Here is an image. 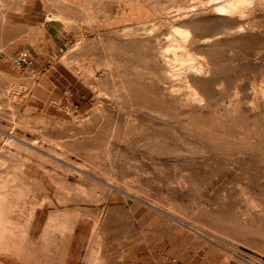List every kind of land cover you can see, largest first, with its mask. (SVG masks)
I'll use <instances>...</instances> for the list:
<instances>
[{
	"label": "rangeland",
	"instance_id": "1",
	"mask_svg": "<svg viewBox=\"0 0 264 264\" xmlns=\"http://www.w3.org/2000/svg\"><path fill=\"white\" fill-rule=\"evenodd\" d=\"M149 1L0 0V264H264V0Z\"/></svg>",
	"mask_w": 264,
	"mask_h": 264
},
{
	"label": "bare ground",
	"instance_id": "2",
	"mask_svg": "<svg viewBox=\"0 0 264 264\" xmlns=\"http://www.w3.org/2000/svg\"><path fill=\"white\" fill-rule=\"evenodd\" d=\"M96 1V0H95ZM147 1H149V0H147ZM154 1L155 0H153V3H154ZM169 1V0H168ZM173 1V0H172ZM181 1V0H180ZM179 0H177V2H180ZM217 1V0H216ZM220 1V0H219ZM241 1V0H240ZM242 1H245V0H242ZM123 2V1H122ZM137 2V1H136ZM150 2V1H149ZM160 2V1H159ZM164 2H167V1H164ZM164 2H162L163 4H164ZM175 2V1H174ZM181 2H184V1H181ZM211 2V1H210ZM215 2V1H214ZM124 3V2H123ZM133 3V2H132ZM138 3V2H137ZM151 3V2H150ZM152 3V4H153ZM202 3V2H201ZM200 3V4H201ZM238 0H224V1H222V2H220V3H213V6L214 5H217V4H220V6H218L219 8H218V10H229V11H232V10H234V7H236L237 8V6H239L238 4ZM244 3V2H243ZM247 3V2H246ZM245 3V4H246ZM249 3V2H248ZM66 4V3H65ZM128 4V3H127ZM163 4H161V5H163ZM181 4V3H180ZM208 4V3H207ZM237 4V5H236ZM240 4V3H239ZM252 4V3H251ZM131 5H133V4H131ZM131 5H129V6H131ZM140 5V4H139ZM151 5V4H150ZM171 5V4H170ZM176 5V4H175ZM174 5V6H175ZM145 6V5H144ZM165 6H167V5H165ZM184 6V5H183ZM182 6V7H183ZM212 6V7H213ZM241 6H243L242 4H241ZM136 7V6H135ZM141 7V6H140ZM164 7V6H163ZM162 7V8H163ZM169 7H171V6H169ZM169 7L167 8V9H169ZM186 7V6H185ZM240 7V6H239ZM247 7H249V6H247ZM147 8V7H146ZM154 8H155V6H154ZM177 8V7H176ZM214 8V7H213ZM217 8V7H216ZM216 8H214V9H216ZM130 9V8H129ZM161 9V8H160ZM178 9H181V10H183L182 8H178ZM189 9H192V8H190L189 7ZM241 9V8H240ZM249 9V8H248ZM247 8H246V11L248 10ZM92 10H93V8H92ZM131 10V9H130ZM144 9H142V11H143ZM146 10V9H145ZM145 10L143 11V13L141 12L140 14H138V16H140L141 18L142 17H144V18H146V17H148V15H146V13H144L145 12ZM161 10H163V9H161ZM177 10V9H176ZM181 10H179V11H181ZM187 11H188V9H186ZM237 10H238V8H237ZM140 11H141V9H140ZM139 11V12H140ZM159 11V10H158ZM164 11V10H163ZM165 11H166V9H165ZM164 11V12H165ZM175 11V10H174ZM183 11H185V10H183ZM183 11H182V13H183ZM190 11V10H189ZM239 11V10H238ZM241 11H244L245 12V8H244V10L243 9H241ZM134 12V11H133ZM133 12H131V13H133ZM178 12V11H177ZM192 12H193V10H192ZM227 12V11H226ZM225 12V13H226ZM233 12V11H232ZM237 11H235V13H236ZM122 13V12H121ZM126 13V12H125ZM124 12H123V14H125ZM129 13V15L131 14L130 12H128ZM136 13V12H135ZM150 13V12H149ZM176 13V12H175ZM191 13V12H190ZM216 13H219L220 14V12L219 11H217ZM223 13V12H222ZM228 13V12H227ZM226 13V14H227ZM239 13V12H238ZM155 14V13H154ZM179 14H181V13H179ZM187 14V13H186ZM229 14V13H228ZM231 14H233V13H230L229 15H231ZM237 14V13H236ZM242 14V13H241ZM248 15V13H244V17H246L245 15ZM228 15V16H229ZM234 15V14H233ZM240 15V14H239ZM126 16V15H125ZM132 16V15H131ZM134 16V15H133ZM137 16V15H136ZM184 16V15H183ZM242 16V15H241ZM249 16V15H248ZM150 17V16H149ZM237 17H238V15H237ZM243 17V16H242ZM241 17V18H242ZM144 18H142V19H144ZM152 18V17H151ZM184 18H186V16L184 17ZM106 19H108V18H106ZM118 19V18H117ZM122 19V18H121ZM133 19V18H132ZM138 19V18H137ZM183 19V17L182 16H176V17H174V20H173V22L172 23H177L178 21H181ZM114 20H116V19H114ZM126 20H128L127 18H126ZM147 18L144 20L145 22H146V24H144L142 27L141 26H139V25H135L134 27H129V28H126V29H124V36H122L123 37V39H127V40H135L138 36H140V33L138 32V30L139 29H148V28H150L149 27V24L151 23V22H149L148 24H147ZM233 20V19H232ZM105 21V20H104ZM135 21V20H134ZM163 21V20H162ZM244 21V20H243ZM247 21H248V19H247ZM171 23V22H170ZM229 23V22H228ZM234 23V22H233ZM152 25L154 24V23H151ZM164 24V23H163ZM169 24V23H168ZM230 24V23H229ZM246 24V23H245ZM142 25V24H141ZM172 25V24H171ZM174 25V24H173ZM227 25V24H226ZM151 26V25H150ZM235 26V25H234ZM153 27V26H152ZM172 27V26H171ZM170 27V28H171ZM179 26H177V28H178ZM240 27V26H239ZM174 28V27H173ZM172 28V29H173ZM231 28V27H230ZM151 29V28H150ZM172 29H170V30H172ZM176 29V28H175ZM174 29V30H175ZM179 29H180V27H179ZM183 29V28H182ZM181 29V30H182ZM187 29V28H186ZM185 29V31H186V33H187V30ZM237 29V28H236ZM230 30V29H229ZM228 30V31H229ZM241 30V29H240ZM243 30V29H242ZM115 31V30H114ZM173 31V30H172ZM226 31V30H225ZM238 31V30H237ZM141 32V31H140ZM188 32H190V34H191V31H188ZM230 33V32H229ZM143 34H145L144 36H149L150 34H151V30H149L147 33L145 32V33H143ZM181 34V33H180ZM189 33H187V35H188ZM236 34V33H235ZM118 35V34H117ZM171 35V34H170ZM193 35V34H192ZM195 35V34H194ZM217 35V34H216ZM219 35V34H218ZM175 36V35H174ZM173 36V37H174ZM189 36V35H188ZM152 37V36H151ZM171 37V36H170ZM172 37V38H173ZM190 37V36H189ZM217 37V36H216ZM117 38V37H116ZM163 38V37H162ZM182 38V37H181ZM181 38H179V39H181ZM187 38V37H186ZM198 38V37H197ZM175 41L177 40V38L175 39V38H173ZM206 39H207V37H206ZM205 39V40H206ZM149 40V39H148ZM148 40H146L145 42H147ZM169 40V39H168ZM174 40H173V42H174ZM184 40V39H183ZM183 40H182V42H183ZM187 40H188V38H187ZM190 40V39H189ZM204 40V39H203ZM164 41V40H163ZM172 41V40H171ZM185 41V40H184ZM196 41V40H195ZM180 42V41H179ZM186 42H188V41H186ZM211 42V41H210ZM163 43V42H162ZM171 43V42H170ZM175 43V42H174ZM178 43V42H177ZM183 44L184 43H181L180 45L183 47ZM170 45V44H169ZM173 45V44H172ZM174 45H176V44H174ZM185 45V44H184ZM158 46V45H157ZM178 46V45H177ZM176 46V47H177ZM179 47V46H178ZM185 47H186V45H185ZM188 47V46H187ZM190 47V46H189ZM165 48V47H164ZM164 48H162V50H164ZM166 49V48H165ZM174 49V48H173ZM169 50V49H168ZM182 50V49H181ZM192 50V49H191ZM191 50H190V53H188L190 56H191ZM152 51V50H151ZM165 51V50H164ZM186 51V50H185ZM188 51V50H187ZM159 52V51H158ZM163 52V51H162ZM161 52V54H163ZM165 53V52H164ZM167 53V52H166ZM176 53H178V52H176ZM180 53H181V51H180ZM182 54H184V53H182ZM185 54H186V52H185ZM193 54V53H192ZM153 55V54H152ZM178 56H179V54H177ZM194 55V54H193ZM154 56V55H153ZM183 56V55H182ZM181 56V57H182ZM185 56V55H184ZM190 56H189V58H190ZM167 57V56H166ZM175 57V56H174ZM186 57V56H185ZM168 58V57H167ZM172 58V57H171ZM177 58H179V57H177L176 56V59ZM188 58V59H189ZM185 59V58H184ZM180 60H182V59H180ZM187 60V59H186ZM190 60V59H189ZM193 60V59H192ZM175 61V60H174ZM192 62V61H191ZM171 63H173V62H171ZM190 63V62H189ZM99 64V63H98ZM191 64V63H190ZM165 65V64H164ZM200 65V64H199ZM172 66V65H171ZM189 66V65H188ZM192 66V65H191ZM195 66V65H194ZM201 66V65H200ZM204 66V65H203ZM118 68V67H117ZM169 68V67H168ZM120 69V68H119ZM134 69V68H133ZM197 69H199V67L197 68ZM201 69H202V67H201ZM201 69H200V71H201ZM167 70V69H166ZM116 71V70H115ZM145 71V70H144ZM181 71V70H180ZM103 72V71H102ZM101 73V72H100ZM103 74V73H102ZM149 74V73H148ZM178 74H179V72H178ZM93 75V74H92ZM120 75V74H119ZM182 76V75H181ZM153 77V76H152ZM140 78V77H139ZM121 79V78H120ZM118 80V79H117ZM120 83H122V82H120ZM152 83V82H151ZM187 84V83H186ZM132 88V87H131ZM191 92V91H190ZM195 92V91H194ZM193 93V92H192ZM193 95V94H192ZM162 96V95H161ZM197 98V97H196ZM181 101V100H180ZM156 111V110H155ZM50 141V140H49ZM33 143V142H32ZM50 143V142H49ZM62 145V144H61ZM40 146H42V145H40ZM55 146V145H54ZM66 147V146H65ZM71 147V146H70ZM41 149H42V147H40ZM50 149V148H49ZM47 150V149H46ZM68 150V149H67ZM90 150V149H89ZM40 151V150H39ZM48 151V150H47ZM51 151H53V150H50V153H51ZM73 151V150H72ZM55 152V151H54ZM43 153V152H42ZM56 153V152H55ZM44 154V153H43ZM39 155V154H38ZM47 155V154H46ZM63 155V154H62ZM61 155V156H62ZM65 155V154H64ZM56 156H58V155H56ZM42 159L43 158H45V157H41ZM29 161H30V159H29ZM47 161H48V159H47ZM34 162V161H33ZM48 163H50V162H48ZM69 167V166H68ZM46 168V167H45ZM80 172H81V170H80ZM49 173V172H48ZM44 185V184H43ZM2 186V185H1ZM46 190V189H45ZM47 191V190H46ZM48 197V196H47ZM45 199H46V197H45ZM51 201V200H50ZM57 203V202H56ZM13 225V224H12ZM10 231V230H9ZM11 233H12V231H11ZM24 233V232H23Z\"/></svg>",
	"mask_w": 264,
	"mask_h": 264
},
{
	"label": "crops",
	"instance_id": "3",
	"mask_svg": "<svg viewBox=\"0 0 264 264\" xmlns=\"http://www.w3.org/2000/svg\"><path fill=\"white\" fill-rule=\"evenodd\" d=\"M1 213H0V242H2L4 239L9 241V245L4 244L5 247H8L12 251V233H11V223H7L6 221H1ZM32 226V225H31ZM27 227V231L30 229V227ZM10 230V231H9ZM69 230L72 231L71 226L69 227Z\"/></svg>",
	"mask_w": 264,
	"mask_h": 264
},
{
	"label": "built area",
	"instance_id": "4",
	"mask_svg": "<svg viewBox=\"0 0 264 264\" xmlns=\"http://www.w3.org/2000/svg\"><path fill=\"white\" fill-rule=\"evenodd\" d=\"M25 59H26V57L24 55H21L19 60H25Z\"/></svg>",
	"mask_w": 264,
	"mask_h": 264
}]
</instances>
